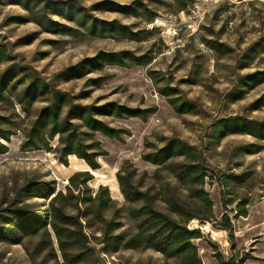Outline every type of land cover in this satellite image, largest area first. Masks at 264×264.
I'll list each match as a JSON object with an SVG mask.
<instances>
[{
	"label": "rangeland",
	"instance_id": "rangeland-1",
	"mask_svg": "<svg viewBox=\"0 0 264 264\" xmlns=\"http://www.w3.org/2000/svg\"><path fill=\"white\" fill-rule=\"evenodd\" d=\"M100 53H121V62L66 80L68 68ZM31 81L44 92L28 90ZM107 103L136 114L95 117L106 135L77 110L85 119L66 130L73 107ZM0 129L9 137L0 139L8 146L0 211L26 183L60 193L53 208L26 201L48 234L13 233L14 242H0V264H179L142 244L123 249L136 232L130 209L145 203L180 209L170 214L199 231L191 243L202 264H264V0H0ZM68 144L101 154L100 168L66 157ZM80 172L92 179L78 194L81 178L69 179ZM118 176L137 200L126 201ZM100 186L113 200L100 216L122 235L115 253L101 243L105 226L89 202ZM68 230L86 234V248L71 249Z\"/></svg>",
	"mask_w": 264,
	"mask_h": 264
},
{
	"label": "trees",
	"instance_id": "trees-1",
	"mask_svg": "<svg viewBox=\"0 0 264 264\" xmlns=\"http://www.w3.org/2000/svg\"><path fill=\"white\" fill-rule=\"evenodd\" d=\"M121 53H100L92 58L85 59L75 66L68 68L64 73L66 80L70 78H81L86 74L87 68H97L100 66L101 62H121ZM40 84L42 88V93L44 92L45 83L40 81H31L28 85V90H35ZM74 108V109H73ZM70 113L67 114L66 119L63 121L66 124V130L71 125L70 121L75 119H85V117L80 114L79 118L74 115L73 112L79 110L80 112L88 111L87 120L91 124V128L94 126H99L100 131L106 135L110 134V129L103 125L100 121L95 119L97 116L107 115L110 112V108H115L118 110L116 113L119 116L120 111L124 112L128 116H135V112L131 109L121 107L114 103H107L101 106L93 107L88 110L85 107H73ZM51 110V109H48ZM110 114V113H109ZM74 133L72 132V137ZM0 139L9 142V137L6 133L0 129ZM8 146L0 141V154H5L8 152ZM64 155L69 157L71 155L76 156L77 158L83 160L86 165L91 170H98L100 168L99 164L96 161V158L101 154L97 153H85L81 152H72L69 147V144L66 145L63 149ZM81 178V182L78 185L77 193L82 192L85 184L92 179V176L88 172L76 173L70 177L69 182L74 184L77 179ZM118 183L120 187L121 194L124 196L126 201L133 202L137 199H131L130 194L128 193L123 179L118 176ZM99 192L106 194V201L101 200V195ZM14 196L10 201H4L3 205L5 207L0 211V242L12 243L15 239H11V236H14L13 233H16L17 236H33L42 231L47 233V225L49 223L45 222L44 219L39 218L36 213L31 211L30 205L26 203L28 199L31 198H42L48 200V203L53 208V202L58 196L59 192H56L53 186L44 183H26L18 189L15 188ZM139 197L143 196L141 194ZM142 198V197H141ZM89 202L98 203L97 216H100V210L106 208L108 205L112 204L113 200L108 196V189L106 187L100 186L98 192L93 199H89ZM131 216L137 219L136 232L126 238V243L124 244L123 249H136L142 244L145 248L153 249L164 255L167 259H177L179 264H202L198 256L196 248L191 243V240L199 238V231L197 229H190L186 226L187 221H182L172 216L170 213L176 214L179 216L180 209L170 210V212H160L154 210L149 204L145 203L137 211L130 209ZM60 216V217H59ZM61 218L64 224L67 225H78L80 230H82L81 225L78 221H74V218L71 216H64L62 213L57 214V218ZM74 222V223H72ZM101 223L103 224L104 229H102V241L106 251H111L112 253L117 252L118 249H110V244H117L120 242L122 235H112V228L115 225L111 222L104 221L101 218ZM51 226V223H50ZM52 230L57 238L58 245L62 252L67 251L69 248H65L60 241L61 233L58 228L52 224ZM69 236L75 238L76 241L72 242L70 248L73 249L77 246L78 242L80 246L86 248L88 243V236L84 233H77L75 231H67ZM48 234V233H47ZM74 251V250H73ZM82 252L77 255V258L82 257Z\"/></svg>",
	"mask_w": 264,
	"mask_h": 264
}]
</instances>
